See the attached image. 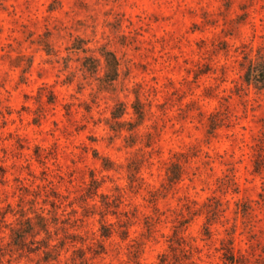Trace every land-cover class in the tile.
<instances>
[{
  "label": "rangeland",
  "instance_id": "374dc122",
  "mask_svg": "<svg viewBox=\"0 0 264 264\" xmlns=\"http://www.w3.org/2000/svg\"><path fill=\"white\" fill-rule=\"evenodd\" d=\"M259 62L264 0H0V264H264Z\"/></svg>",
  "mask_w": 264,
  "mask_h": 264
},
{
  "label": "trees",
  "instance_id": "16d2710c",
  "mask_svg": "<svg viewBox=\"0 0 264 264\" xmlns=\"http://www.w3.org/2000/svg\"><path fill=\"white\" fill-rule=\"evenodd\" d=\"M105 55H106L107 72L105 75L106 79L104 81L107 84L111 85L119 75V60L117 56L111 51H106ZM87 60H89L88 62H86L88 68L93 71L97 70V65H98L96 64L97 59H95L94 57H88ZM251 80L254 81L255 86L257 88L262 89L264 87V62H259L250 67V69L247 72L246 81L249 82ZM125 110L126 108H124L122 104H119L118 108L115 111H113V117L118 118L123 116L125 114ZM135 111L141 116L144 114V111L140 110L139 108H135ZM212 125H213L212 127H214V125H216V122L212 121ZM168 178L170 181L173 182L174 180L178 179V176L177 174L172 173L168 175ZM103 235L108 236L109 234H103ZM51 241L52 238L50 235L42 240V242L44 243V247L46 248V250H44L46 260H49L52 255H54L52 257L53 259H56L60 255V253L58 252L59 250H57L58 245L51 244ZM162 264H165L164 260L162 261Z\"/></svg>",
  "mask_w": 264,
  "mask_h": 264
}]
</instances>
